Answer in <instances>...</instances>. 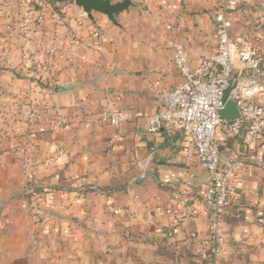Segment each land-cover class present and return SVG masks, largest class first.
Segmentation results:
<instances>
[{
    "label": "crops",
    "instance_id": "0c3cea01",
    "mask_svg": "<svg viewBox=\"0 0 264 264\" xmlns=\"http://www.w3.org/2000/svg\"><path fill=\"white\" fill-rule=\"evenodd\" d=\"M47 1L0 0V256L19 264L14 250L23 245L27 264L35 256L44 264H204L195 238L209 235L207 173L185 158L182 136L149 132L147 118L138 117L34 135L22 152L7 150L33 134V118H47L39 102L67 119L113 107L155 112V82L169 88L182 80L172 40L198 65L215 48L212 12L223 0H132L116 22L99 12L85 16L71 3L55 11ZM239 3L231 33L252 38L264 24V0ZM168 24L177 28L174 36ZM216 142L224 158L245 161L226 208L229 254L218 264H264V145L245 146L223 127ZM16 167L21 181L12 176ZM30 180L37 194L52 187L43 193L49 203L37 205L40 216L34 206L31 213L9 203L26 201L13 196ZM172 199L183 200L193 216L176 224ZM170 225L173 237L165 234Z\"/></svg>",
    "mask_w": 264,
    "mask_h": 264
},
{
    "label": "built area",
    "instance_id": "2783aa9c",
    "mask_svg": "<svg viewBox=\"0 0 264 264\" xmlns=\"http://www.w3.org/2000/svg\"><path fill=\"white\" fill-rule=\"evenodd\" d=\"M240 0H223L212 12L215 24V45L211 54L203 57L193 66L185 45L172 40L173 64L181 81L169 88L157 80L154 84L159 107L151 114L119 107L103 110L95 117L85 120L67 119L60 114H49L43 102L47 118L34 120L33 134L22 142L8 148L7 153L19 152L27 147L29 138L38 134L71 130L81 125L89 126L96 122L121 125L134 118L146 117L149 132L166 130L171 135H180L186 140L184 156L204 166L207 184L204 203L209 210V235L206 240L197 237L198 252L204 255V264H218L229 254L226 241V208L232 182L241 177L245 168L242 158H224L216 142L217 130L223 127L245 146L256 143L264 145V103L259 97L264 95V24L252 38L234 37L231 33L234 16ZM57 19L60 15L57 14ZM30 18L25 19L29 23ZM173 34L177 28L168 24ZM49 59L54 49L48 51ZM229 90L227 100L236 103L239 117L226 119L219 115L225 107L224 95ZM28 137V138H27ZM263 164V161H260ZM183 200L169 201L170 216L177 224L180 220L193 216L184 208ZM168 237L176 234L175 225L165 230Z\"/></svg>",
    "mask_w": 264,
    "mask_h": 264
},
{
    "label": "water",
    "instance_id": "95a60500",
    "mask_svg": "<svg viewBox=\"0 0 264 264\" xmlns=\"http://www.w3.org/2000/svg\"><path fill=\"white\" fill-rule=\"evenodd\" d=\"M75 4L80 7L88 17H92L93 12L105 14L112 22H116V16L127 10L132 0H120L113 2L112 0H74ZM229 90L225 92V107L219 111V115L226 119H236L239 117V109L235 102L227 100ZM38 213H44L41 207L36 209ZM53 216L55 213H52Z\"/></svg>",
    "mask_w": 264,
    "mask_h": 264
},
{
    "label": "rangeland",
    "instance_id": "374dc122",
    "mask_svg": "<svg viewBox=\"0 0 264 264\" xmlns=\"http://www.w3.org/2000/svg\"><path fill=\"white\" fill-rule=\"evenodd\" d=\"M4 1H6V0H4ZM60 2H65V4H68V3H71L72 5H74V6H77L76 4H75V1L74 0H61ZM47 3H51V5H52V7H53V9L55 10V5H54V3H55V0L53 1V0H50V2H48L47 1ZM47 7L49 6L48 4H45ZM44 5V6H45ZM54 5V6H53ZM56 7H58V8H61V6L60 5H58V6H56ZM56 10H58V9H56ZM55 10V11H56ZM30 14L32 15V13H31V11H28L27 10V12H25L24 13V15H23V19H28V18H30V19H32L31 18V16H30ZM85 16H87L86 14H85ZM15 18H16V15H15ZM9 27H12L11 25L9 26ZM0 32H2V31H0ZM50 114H52V113H50ZM47 135L48 134H50V133H46ZM12 144V143H11ZM14 145V144H13ZM12 145H9V147H11ZM25 149V148H24ZM23 149V150H24ZM23 150H21V151H19V152H22ZM18 153V152H17ZM24 173H23V169H22V167H16V169H15V171L13 170V173H12V176L15 178V180H22L23 178H24ZM23 176V177H22ZM32 180V179H31ZM31 180L29 181V182H31ZM17 181V182H18ZM32 181H34V180H32ZM24 198V197H23ZM26 199V201H24L23 203H21V202H18L17 201V203L15 204V203H12V202H9L11 205L13 204V206L15 205V207L16 208H23V209H29V211H31V213H32V211L34 210V208H33V206L35 207V208H37V205H39V201L38 202H36L35 204H32V206H31V201L30 200H28V198H25ZM10 201V200H9ZM44 201H47V200H44ZM14 202V201H13ZM47 203H49L48 201H47ZM13 206H9V207H7L8 209L10 208V207H13ZM33 210H32V209ZM12 209V208H11ZM37 212V211H36ZM38 216H40L42 213H36ZM3 248L4 249H6V250H9V251H11L13 248H12V246H10V244H8V243H6V244H4V246H3ZM19 248V249H18ZM14 251H16V256L17 257H21V258H19L20 259V261H19V264H27V262H24V263H22V260H24V257L26 256V254H27V249H25V247L23 246V245H20L19 247H16L15 248V250ZM36 258L34 259V261L33 262H35V263H33V264H44V261L41 259V258H39V256H35ZM12 263V260L10 261V260H8V258H5V257H3V256H0V264H11Z\"/></svg>",
    "mask_w": 264,
    "mask_h": 264
},
{
    "label": "trees",
    "instance_id": "16d2710c",
    "mask_svg": "<svg viewBox=\"0 0 264 264\" xmlns=\"http://www.w3.org/2000/svg\"><path fill=\"white\" fill-rule=\"evenodd\" d=\"M53 1H54V0H53ZM60 1H61V0H55V3H54V5H55V9H58L59 12H60V10H59V8L56 7V6L59 5ZM54 5H53V6H54ZM50 188H52V187H43L42 192L44 193V195H45V194H48V193H50V192H52V189H50ZM43 193H42V194H37V193H35V185H34V183L31 181V182L28 183L26 189H24L21 193L16 194L15 196H13V198L15 199V198H18V197H25V198H28L31 202H32L33 200H35L36 202L39 201V203H40V202L44 201V199H45L44 196H43ZM32 197H35V198L33 199ZM49 201H51V198H49ZM33 202H34V201H33ZM36 202H35V203H36Z\"/></svg>",
    "mask_w": 264,
    "mask_h": 264
}]
</instances>
